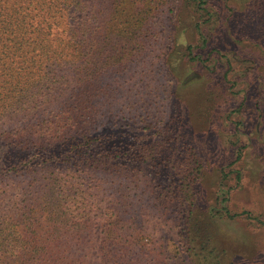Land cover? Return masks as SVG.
Instances as JSON below:
<instances>
[{
    "label": "rangeland",
    "instance_id": "obj_1",
    "mask_svg": "<svg viewBox=\"0 0 264 264\" xmlns=\"http://www.w3.org/2000/svg\"><path fill=\"white\" fill-rule=\"evenodd\" d=\"M85 2L107 36L91 39L95 52L105 46L106 66L88 78L92 97L103 89L91 153L109 158L86 168L90 221L74 241H56V252L71 246L73 261L85 256L87 264H264V0ZM116 12L120 23L137 16V37H113ZM58 75L64 85L47 107L59 117L82 80L69 67ZM24 119L0 121V138L10 144L40 120ZM38 140L24 142L49 144ZM72 144L52 143L50 160L31 148L28 160L65 173L85 157L84 149L68 156ZM28 186L20 176L0 185V217L31 219L28 235L70 234L38 212L28 216L37 198L48 200L46 188ZM112 225L120 238L109 241Z\"/></svg>",
    "mask_w": 264,
    "mask_h": 264
},
{
    "label": "trees",
    "instance_id": "obj_2",
    "mask_svg": "<svg viewBox=\"0 0 264 264\" xmlns=\"http://www.w3.org/2000/svg\"><path fill=\"white\" fill-rule=\"evenodd\" d=\"M118 12L111 14L110 23L116 27L113 37L121 35L130 40L137 37V16L128 14L126 22L120 23ZM93 24L97 25L94 34L90 32ZM103 24L101 17L95 15L85 0H0V121L25 120L31 115L40 119L30 129L33 134L29 133V128H24L10 144L0 138V185H8L12 178L20 176L30 179L28 191L34 190L36 185L41 190L46 188L48 200L41 196L37 198L29 205L28 216L38 212L47 217L46 224L56 226L57 231L60 227L70 230V234L57 238L48 233L37 235L32 232L28 235L34 231L31 219L20 223L13 215H2L0 264H87L85 256L73 261L71 246L63 247L61 253H57L59 247L54 243L59 239L60 242L69 238L74 241L76 235L87 227L90 221L88 209L94 205L90 203L92 196L87 184L91 171L86 168L90 164L100 165L109 158L105 152L93 155L90 144L92 137L94 142L101 139L97 135L94 137L95 127L101 119L94 99L97 98V104L102 103L103 89L97 90V96L92 97L94 84L88 83V78H98L106 68L102 58L105 46L95 52V45L91 44L92 38L97 42L107 38L103 35ZM114 54L118 57L119 50ZM68 67L81 76L82 83L64 112L59 117L53 116L47 106L64 85L58 73ZM28 136H36L39 143L49 144L41 148L38 145L29 147L24 142ZM69 142L73 144L68 156L84 149L85 157L69 166L65 173H59L60 169H54V165L44 161L56 157L45 149L51 148L52 143ZM31 148L38 150L37 158H45L43 163L28 160ZM39 176L48 184L42 183ZM0 192L1 197L6 191L2 188ZM109 212L115 214L113 205H110ZM115 227H108L109 241L120 238L113 231ZM147 241L148 237L139 241L144 255H148ZM110 250L109 246L107 257ZM106 264H110V260Z\"/></svg>",
    "mask_w": 264,
    "mask_h": 264
}]
</instances>
